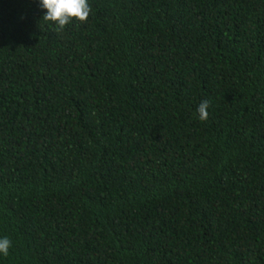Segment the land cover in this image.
<instances>
[{
    "label": "trees",
    "instance_id": "obj_1",
    "mask_svg": "<svg viewBox=\"0 0 264 264\" xmlns=\"http://www.w3.org/2000/svg\"><path fill=\"white\" fill-rule=\"evenodd\" d=\"M88 3L0 0V264H264V0Z\"/></svg>",
    "mask_w": 264,
    "mask_h": 264
},
{
    "label": "clouds",
    "instance_id": "obj_2",
    "mask_svg": "<svg viewBox=\"0 0 264 264\" xmlns=\"http://www.w3.org/2000/svg\"><path fill=\"white\" fill-rule=\"evenodd\" d=\"M39 5L46 10L42 19L55 23L58 31H62L73 20L87 22L91 13L88 0H39ZM209 106L208 100L199 104L196 111L201 121L207 120ZM10 247L11 241L7 237L0 238V254L8 256Z\"/></svg>",
    "mask_w": 264,
    "mask_h": 264
}]
</instances>
